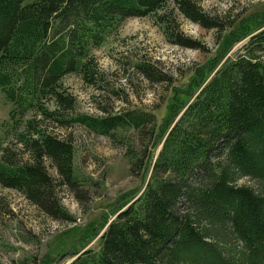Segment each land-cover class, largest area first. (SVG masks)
Instances as JSON below:
<instances>
[{
    "label": "trees",
    "instance_id": "trees-1",
    "mask_svg": "<svg viewBox=\"0 0 264 264\" xmlns=\"http://www.w3.org/2000/svg\"><path fill=\"white\" fill-rule=\"evenodd\" d=\"M167 1L0 0V87L18 114L32 113L17 134L27 159L0 141V184L47 215L71 221L57 188L78 192L75 150L45 122L62 128L78 123L102 135L134 128L144 145L133 152L131 170L149 175L146 188L121 204L99 250L75 252L71 264H264V30L201 86L185 110L188 103L179 94L173 98L169 131L144 111L74 115L76 98L63 86L72 73L98 84L91 49L118 21L156 13ZM175 1L207 29L222 33L235 22L205 15L193 0ZM174 36L180 46L201 48ZM138 69L154 82L171 80L149 64ZM244 177L253 186L240 184Z\"/></svg>",
    "mask_w": 264,
    "mask_h": 264
},
{
    "label": "rangeland",
    "instance_id": "rangeland-1",
    "mask_svg": "<svg viewBox=\"0 0 264 264\" xmlns=\"http://www.w3.org/2000/svg\"><path fill=\"white\" fill-rule=\"evenodd\" d=\"M193 1L205 15L235 21L233 26L226 25L222 33L202 27L184 16L175 0L167 1L156 13L118 21L105 40L91 49L101 72L99 83L90 85L76 73L62 80L66 92L76 98L74 115L110 117L126 110L144 111L169 131L173 98L179 94L188 103L185 110L201 86L227 61L243 54L250 39L264 30V0ZM175 34L199 42L201 48L180 46ZM140 63L171 80L154 82L140 72ZM48 105L54 108L53 102ZM16 107L0 87V141L13 153L24 152L17 134L32 115L22 117ZM45 123L49 131L70 140L75 150L78 192L67 185L57 188L61 204L73 220L55 219L18 190L0 184V264H71L75 252L98 251L100 237L117 217L121 204L131 196L138 198L149 179V175L131 170L133 152L144 145L134 128L102 135L78 123L68 128ZM18 157L28 158L25 152ZM47 165L59 177L49 162ZM239 183L254 184L247 177Z\"/></svg>",
    "mask_w": 264,
    "mask_h": 264
}]
</instances>
